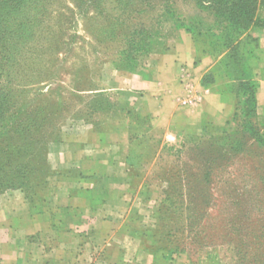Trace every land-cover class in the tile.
<instances>
[{"label": "rangeland", "instance_id": "obj_1", "mask_svg": "<svg viewBox=\"0 0 264 264\" xmlns=\"http://www.w3.org/2000/svg\"><path fill=\"white\" fill-rule=\"evenodd\" d=\"M194 18L202 24L193 36L211 53L205 82L237 94L252 122L250 41L226 46L236 35L192 2L0 0V201L18 192L41 200L42 172L54 165L47 151L79 117L72 104L79 100L69 94L73 74L125 58L138 64L185 32L174 20L189 26ZM55 111L62 113L55 121L44 119ZM155 171L163 195L138 234L141 245L142 235L151 241L142 251L188 264H264V141H187L164 152Z\"/></svg>", "mask_w": 264, "mask_h": 264}, {"label": "crops", "instance_id": "obj_2", "mask_svg": "<svg viewBox=\"0 0 264 264\" xmlns=\"http://www.w3.org/2000/svg\"><path fill=\"white\" fill-rule=\"evenodd\" d=\"M252 36L248 76L264 138V29ZM210 67L211 53L181 32L134 68L102 64L85 90L72 88L82 98L72 104L85 117L72 120L58 149L47 151L54 165L41 200L18 192L0 201V264H188L150 256L142 245L151 241L144 233L141 245L138 234L163 195L160 156L236 128V97L202 84Z\"/></svg>", "mask_w": 264, "mask_h": 264}, {"label": "trees", "instance_id": "obj_3", "mask_svg": "<svg viewBox=\"0 0 264 264\" xmlns=\"http://www.w3.org/2000/svg\"><path fill=\"white\" fill-rule=\"evenodd\" d=\"M186 2H192L194 3L195 7H197L200 10L209 11L215 21L219 24H225L226 26L223 27L224 30H230L232 33L236 35V37H228L227 40L229 41L226 46H229L230 43L236 42L237 46L241 44V41L238 40V37L242 40H248L250 41V47L247 54V66H246V73H247V79L245 81L246 84H248L249 88L252 91V105L254 106L253 110V121L249 122L246 120V118L249 116L250 112L248 110L249 107H246L244 110L243 105L240 104V101H238V95L236 94L235 97L237 99L236 102V108L234 113V122L236 124V128H228L223 132V134L218 137L217 139H208V140H195L197 142H208V141H217V140H226L228 136L238 138L239 135L243 137H249L253 141H256V143H261V141H264V138L260 135V129L258 127V124L256 122V107H255V100H254V93H255V84L248 76V59L252 49V46L256 43V39L252 36V33L256 29H264V0H185ZM5 3V2H4ZM174 16V14H170ZM196 19L200 18H194L190 21L189 26H185L183 24L184 21L174 20L175 30L184 29L185 33L191 34L193 36L192 28H199L201 27V22ZM194 37V36H193ZM248 45V46H249ZM231 46V45H230ZM112 65H115L117 67H122L126 69H132L135 66H137V60L131 59L128 61L126 58L122 59L119 63H112ZM91 74L89 72L86 75H75L73 74L71 82L72 87L69 90L70 96L78 99L79 103H81L82 98L80 96L75 95L71 92L72 88L74 90L83 91L85 90L84 83L87 79V77ZM208 72L204 75L202 79V84L205 86H209L205 82V78L207 77ZM53 81H57V79H54ZM223 91V90H222ZM225 92V91H223ZM60 98V97H58ZM64 100V99H63ZM60 102V101H58ZM250 103V101H249ZM80 113L77 114L79 118L85 117V112L81 108L79 109ZM61 111H55V112H47L46 115H44V119L48 120H54V118H58L57 116L61 115ZM244 117V118H243ZM43 120V119H42ZM244 120L246 122V126H244ZM243 125V126H242ZM56 127L53 131H56ZM240 133V134H239ZM191 142V141H190ZM48 172H42V181L44 178L48 175ZM39 182V181H37ZM36 182V183H37ZM42 183V182H41ZM44 184H42L43 186ZM161 252V251H159ZM168 260H172L171 258L167 257Z\"/></svg>", "mask_w": 264, "mask_h": 264}, {"label": "built area", "instance_id": "obj_4", "mask_svg": "<svg viewBox=\"0 0 264 264\" xmlns=\"http://www.w3.org/2000/svg\"><path fill=\"white\" fill-rule=\"evenodd\" d=\"M187 104H188V103H187L186 100H182V101H181V105H182V106H185V105H187Z\"/></svg>", "mask_w": 264, "mask_h": 264}]
</instances>
